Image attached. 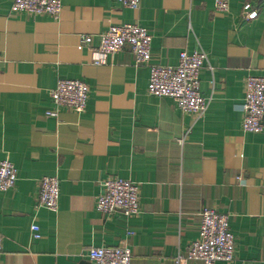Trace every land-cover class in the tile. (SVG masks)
<instances>
[{"label":"crops","instance_id":"0c3cea01","mask_svg":"<svg viewBox=\"0 0 264 264\" xmlns=\"http://www.w3.org/2000/svg\"><path fill=\"white\" fill-rule=\"evenodd\" d=\"M14 1L0 0V161L18 171L17 186L0 191V264H94L90 248L123 245L132 264H202L185 256L206 208L228 215L236 236L235 261L216 264H264V133L242 129L246 80L264 76V0H229L228 12L216 0H142L138 11L63 0L59 18L15 14ZM125 24L150 31L152 64L207 54L203 117L149 95L150 68L135 66L130 47L93 63L100 34ZM60 80L88 84L84 113L47 116ZM46 177L60 180L56 211L37 207ZM110 177L139 184L141 214L97 210Z\"/></svg>","mask_w":264,"mask_h":264},{"label":"built area","instance_id":"2783aa9c","mask_svg":"<svg viewBox=\"0 0 264 264\" xmlns=\"http://www.w3.org/2000/svg\"><path fill=\"white\" fill-rule=\"evenodd\" d=\"M117 1L126 8L138 11L142 0H111ZM229 0H216L215 8L218 12L229 11ZM15 14L30 16H50L59 18L63 11V0H15L13 5ZM246 17L252 19L257 11L251 4L244 6ZM98 48H92L93 63L103 65L111 54H118L124 48L130 47L134 56L135 66L150 68L148 94L158 98H170L184 113L197 118L203 117L209 107V100L201 93V70L208 63V56L204 51L192 54L184 51L180 55L177 66H160L152 64L153 37L147 28L136 24L112 26L100 34ZM92 36L83 38L84 46L92 44ZM90 88L81 80H60L51 92L55 109L47 112V116L58 119L60 108L77 114L85 112ZM244 132L264 133V76H250L245 83V101L243 104ZM241 181V178H239ZM18 171L9 160L0 161V191L7 192L17 186ZM101 193L97 198V210L105 215L122 213L128 218L141 214V198L139 184L118 177H110L100 184ZM60 201V180L46 177L41 180L37 207L56 211ZM202 224L199 238L188 249L187 260L202 264H216L217 262L232 263L236 259V236L230 227V218L215 209L206 208L201 213ZM35 240L41 239L39 226H32ZM132 236L133 232H129ZM4 237L0 234V255L3 252ZM88 259L94 264H132L133 250L126 245L118 247H93L87 252ZM178 258V263L182 261Z\"/></svg>","mask_w":264,"mask_h":264}]
</instances>
